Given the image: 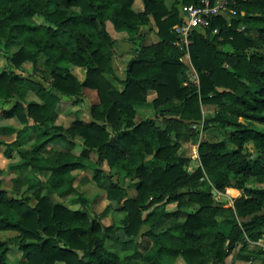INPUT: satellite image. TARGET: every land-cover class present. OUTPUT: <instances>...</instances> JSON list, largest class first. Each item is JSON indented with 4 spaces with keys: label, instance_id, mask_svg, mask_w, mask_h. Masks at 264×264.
<instances>
[{
    "label": "trees",
    "instance_id": "obj_1",
    "mask_svg": "<svg viewBox=\"0 0 264 264\" xmlns=\"http://www.w3.org/2000/svg\"><path fill=\"white\" fill-rule=\"evenodd\" d=\"M134 1L0 0V41L19 42L6 54L9 63H35L42 55L48 72L45 85L28 80L11 65L0 70V99L5 102L0 115L15 116L25 128L27 142L16 149L18 159L7 167L28 170V184L38 185L32 205L25 196H11L0 187V230L16 232L12 240L25 258L22 264H177L178 258L183 264H208L222 262L241 232L247 235L240 238L243 243L264 232V226L253 228L264 206L263 157L248 158L240 151L245 140L264 151V52L256 48H264V0H236V13L230 19L214 16L202 31L188 33L197 82L185 84L181 83L185 65L173 44L171 26L181 21L177 3L199 0H175L171 7L164 0H138L141 7ZM36 15L42 22L34 19ZM149 19L155 26V41L145 42L144 33L139 34L138 50L126 61L125 76L118 78L110 62L115 38L106 21L131 40ZM240 23L242 30L237 28ZM69 63L84 68L82 79ZM83 87L93 88L97 96L91 119L75 116L67 124L58 122L60 103H77ZM148 90L154 91L150 102L155 111L169 115L162 118L161 126L150 117L133 120V102L145 101ZM28 91L36 98H26ZM208 103L216 106L211 119L231 129L222 140L199 137L196 157L204 172L199 167L188 172L182 164L192 158L180 152L178 123L188 127L190 121L199 120L200 104ZM56 139L80 145L79 152L52 148L43 154ZM9 144L4 142L6 157L11 156ZM90 151L109 172L136 178L134 197L117 201L118 185L113 180L106 188L110 205L130 214L126 233L135 235L143 223L147 225L144 233L152 237L154 247L145 261L107 249L103 236L110 232L109 225L101 226L84 210L52 201L46 194L74 190L73 170L92 167L98 181L103 176L100 169L85 161ZM250 179L256 186L246 185ZM211 186L238 194L231 205L215 204ZM163 199L197 207L187 210L183 220L165 224L162 217L171 211L154 206ZM258 224H264V216ZM9 239H0V264L5 263ZM116 240L122 248L131 243Z\"/></svg>",
    "mask_w": 264,
    "mask_h": 264
},
{
    "label": "rangeland",
    "instance_id": "obj_2",
    "mask_svg": "<svg viewBox=\"0 0 264 264\" xmlns=\"http://www.w3.org/2000/svg\"><path fill=\"white\" fill-rule=\"evenodd\" d=\"M139 1L135 0L134 5H138ZM167 7H171L175 0H164ZM184 4H180L179 10H181ZM76 8V7H74ZM36 21L42 22L40 16H34ZM243 24L237 26L238 29H243ZM173 26V25H172ZM171 26V29H172ZM106 28L109 33L115 38V44L112 47V55L110 57V62L113 67L114 72L118 78H123L125 76V65L126 61L133 56L140 45L141 37L139 34L144 33L143 41L151 42L155 41V26L151 19L148 22L141 24L139 26V31L131 40L124 39L127 35L125 32H117L112 29L109 21H106ZM173 44L177 47L179 58L183 61L185 68L181 72V83L185 84L188 82H197L196 72L191 64L187 43L179 40V37L174 33ZM251 36H254V32H248ZM19 42H9L4 43L0 41V70L10 66L11 64L6 58V54L15 50ZM224 48H230L229 45L224 46ZM257 50L264 52L262 46H257ZM228 62H225L227 64ZM13 70L28 78L30 81L39 82L46 85V77H48V72L44 66L43 57L39 55L35 63L30 61H22L18 66L11 65ZM70 70L79 78L82 79L84 75V68L82 66L74 65L69 63ZM120 87V84H116ZM82 94L80 95V100L77 103H71L67 100L62 101L59 105V114L57 121L62 124H67L75 116L82 120L91 119L90 108L97 102V96L95 90L89 87L82 88ZM154 96L153 90H148L145 94V101L143 102H133L134 115L133 120L138 121L146 117H150L152 122L156 125H162V118L168 117V114L162 115L155 111V107L152 106L150 100ZM26 98H36L31 91H28ZM172 102H178L177 100H172ZM4 101L0 99V106L4 105ZM201 118L199 120H192L189 126H184L178 123L179 129L181 131L180 141L181 147L180 152L185 155L190 156L192 159L188 160L182 167L188 172H193L198 167L204 172L201 164L199 163L196 153V146L199 137H204L210 141H218L227 137L228 131L231 129L230 125L219 126L216 121L211 119L216 112V106L214 104H200ZM258 125H262L258 123ZM7 126L6 128H2ZM110 133L113 130L107 126ZM196 131V133L194 132ZM172 135V132L170 133ZM76 140H80L79 136H75ZM0 140L4 142H9L11 148V156L6 157L3 153L4 142H0V187L4 188L6 192L11 196H25L28 204L32 205L35 202V197L33 195V190L38 188V185H29L27 174L28 170L24 169H9L7 163L10 161H15L18 159L16 154V149L19 146H25L26 142V131L22 123L17 120L15 116L2 117L0 115ZM52 148H67L73 153H78L80 150V145L74 144L69 145L61 139H56L49 143L46 148L42 151L43 154ZM245 156L248 158H253L254 156L260 154L263 157L264 165V151L255 148L251 140H245L242 142L241 150ZM150 154H146L145 157L148 158ZM85 161L89 163H94L97 168L100 169V174L103 176L97 181L93 176L94 169L92 167H86L83 170H73L72 172L76 175L74 180L75 189L67 191L63 194H58L55 190L47 191V195L52 201L61 202L64 205L71 208H79L84 210L90 217L95 218L101 226L109 225L110 232L103 236L104 246L112 251H115L120 256L125 253L132 254L134 258L145 261L148 254L152 251L154 247V242L151 236L144 233L147 229L146 224H142L135 235L128 234L125 231V227L128 224L130 214L125 210H118L110 205V199L108 197L109 192L106 188V183L108 180H113L117 183V196L116 200L121 201L125 197L135 196V177H128L125 174H117L112 171H108L103 162L97 160L96 153L90 151L85 158ZM151 162H148L150 164ZM35 174L44 178L43 172L36 171ZM248 186H256V183L250 179L246 181ZM187 188H181L180 190H186ZM40 192H44L41 188ZM212 202L215 204L231 205L232 199L238 193L226 188L220 190L211 186L209 189ZM154 194L148 196L147 200ZM234 195V196H233ZM181 197V196H180ZM183 199V197H182ZM182 201V200H181ZM179 201L165 200L159 201L154 204L156 208H162L164 210L171 211L169 214L163 215V220L165 224L181 221L185 216L187 210H192L197 207V204H178ZM183 203V202H182ZM152 206V205H151ZM149 206V208L151 207ZM147 208V209H149ZM146 209V210H147ZM260 218L264 216V206L258 211ZM250 216V215H249ZM249 216L243 218H237L238 220L248 219ZM258 219L253 225V228H259L264 226V224H258ZM121 232V236L117 234ZM261 233L260 237L256 240L246 239V243L240 241L241 237H246V232H241L239 237L234 243L231 251L224 256L222 262H210L208 264H264V237ZM16 232L12 230H0V239L10 238L8 242V250L6 252V259L4 264H22L25 258L20 249L12 237L15 236ZM116 238H121L125 240H131V243L126 247L122 248L120 243ZM247 238V237H246ZM238 254L251 255L250 259H244L238 257ZM177 264H183V262L178 258ZM55 264H64L62 261H55Z\"/></svg>",
    "mask_w": 264,
    "mask_h": 264
},
{
    "label": "built area",
    "instance_id": "obj_3",
    "mask_svg": "<svg viewBox=\"0 0 264 264\" xmlns=\"http://www.w3.org/2000/svg\"><path fill=\"white\" fill-rule=\"evenodd\" d=\"M236 0H199L198 3H187L181 8V21L172 26L179 40L187 43L188 33L192 29H202L214 16L230 19L236 13ZM217 27L211 29L216 32ZM264 237V233H263Z\"/></svg>",
    "mask_w": 264,
    "mask_h": 264
},
{
    "label": "crops",
    "instance_id": "obj_4",
    "mask_svg": "<svg viewBox=\"0 0 264 264\" xmlns=\"http://www.w3.org/2000/svg\"><path fill=\"white\" fill-rule=\"evenodd\" d=\"M177 8H178V11L179 13L181 14V10H179V6H180V3H177ZM137 7H141L140 3L138 5H136ZM243 26V25H242ZM199 31H202V29H198Z\"/></svg>",
    "mask_w": 264,
    "mask_h": 264
},
{
    "label": "water",
    "instance_id": "obj_5",
    "mask_svg": "<svg viewBox=\"0 0 264 264\" xmlns=\"http://www.w3.org/2000/svg\"><path fill=\"white\" fill-rule=\"evenodd\" d=\"M61 96H62V98H64V99H66V98H67V96H66V95H61ZM117 235H118V236H121V232H119Z\"/></svg>",
    "mask_w": 264,
    "mask_h": 264
}]
</instances>
